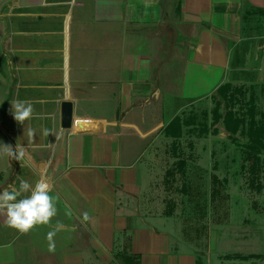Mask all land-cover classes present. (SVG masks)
Listing matches in <instances>:
<instances>
[{
  "label": "crops",
  "instance_id": "1",
  "mask_svg": "<svg viewBox=\"0 0 264 264\" xmlns=\"http://www.w3.org/2000/svg\"><path fill=\"white\" fill-rule=\"evenodd\" d=\"M2 5L0 189L46 179L58 212L27 233L0 217V264H250L229 249V226L202 235L166 209L151 161L178 139L171 123L237 69L240 48L264 46V0ZM18 99L34 108L23 124Z\"/></svg>",
  "mask_w": 264,
  "mask_h": 264
},
{
  "label": "rangeland",
  "instance_id": "2",
  "mask_svg": "<svg viewBox=\"0 0 264 264\" xmlns=\"http://www.w3.org/2000/svg\"><path fill=\"white\" fill-rule=\"evenodd\" d=\"M239 56L218 89L222 101L215 92L178 117V139L151 161L153 187L202 235L229 226V249L264 264V46H243Z\"/></svg>",
  "mask_w": 264,
  "mask_h": 264
},
{
  "label": "clouds",
  "instance_id": "3",
  "mask_svg": "<svg viewBox=\"0 0 264 264\" xmlns=\"http://www.w3.org/2000/svg\"><path fill=\"white\" fill-rule=\"evenodd\" d=\"M11 112L14 120L23 124L33 116L34 108L26 99H18L11 102ZM10 154L15 155V152L10 149ZM57 199L46 179L33 184L20 178L18 185L13 183L0 189V217L20 233H27L37 226L53 223L58 212ZM62 227V223L56 222L49 238ZM49 250L54 249L50 246Z\"/></svg>",
  "mask_w": 264,
  "mask_h": 264
},
{
  "label": "water",
  "instance_id": "4",
  "mask_svg": "<svg viewBox=\"0 0 264 264\" xmlns=\"http://www.w3.org/2000/svg\"><path fill=\"white\" fill-rule=\"evenodd\" d=\"M60 118H61V128L69 129L71 126L72 119V103L69 101H65L61 104L60 110Z\"/></svg>",
  "mask_w": 264,
  "mask_h": 264
},
{
  "label": "trees",
  "instance_id": "5",
  "mask_svg": "<svg viewBox=\"0 0 264 264\" xmlns=\"http://www.w3.org/2000/svg\"><path fill=\"white\" fill-rule=\"evenodd\" d=\"M218 94V99H219V101H222V97H221V94H220V92H218V90L216 91ZM177 124H178V118L177 119H175L172 123H171V126H169V127H175V126H177Z\"/></svg>",
  "mask_w": 264,
  "mask_h": 264
}]
</instances>
